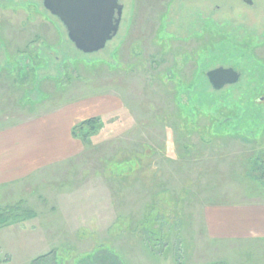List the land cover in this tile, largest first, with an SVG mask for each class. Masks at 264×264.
I'll return each mask as SVG.
<instances>
[{
	"label": "rangeland",
	"instance_id": "rangeland-1",
	"mask_svg": "<svg viewBox=\"0 0 264 264\" xmlns=\"http://www.w3.org/2000/svg\"><path fill=\"white\" fill-rule=\"evenodd\" d=\"M253 1L120 0L117 35L88 54L42 0H0V131L65 129L48 159L0 183V209L28 214L0 226V264L50 251L99 264L86 256L102 248L123 264H264L254 227L223 241L209 218L264 206V0ZM217 67L239 80L213 88ZM90 117L114 133L94 147L69 137ZM37 140L0 160L32 159Z\"/></svg>",
	"mask_w": 264,
	"mask_h": 264
},
{
	"label": "crops",
	"instance_id": "crops-1",
	"mask_svg": "<svg viewBox=\"0 0 264 264\" xmlns=\"http://www.w3.org/2000/svg\"><path fill=\"white\" fill-rule=\"evenodd\" d=\"M58 114L62 116V120L65 119L66 124L70 121H67L65 116L68 118H72L73 116V114L71 116L70 113L66 114V112ZM47 122L48 121L42 120L24 121L17 126H15V123L7 130L0 131V151L7 149L13 150V147H16L17 143H22V146L19 145V147L15 149L22 150L23 152V146L28 145V142L34 137L38 139L36 150H34V147L31 148L35 151L33 152L34 157H32V159L27 160L26 156L16 158V156L13 155L10 161H4V159H2V161L0 160V183L4 180H11L14 176L20 177V175L26 174L28 170L31 169V166L40 164L43 160L49 158L47 152L55 147L58 139L60 140V135H63L62 133L65 132V129L61 127V122L55 121L54 124H49ZM69 137L70 139H74L71 135V128ZM254 207L255 206L249 210L242 209L235 211L231 209H220L216 212H212L209 217L210 229L212 232L223 236V241H229L233 239L232 237L238 240L242 239L239 238L242 233L245 232L248 226H252L260 233L257 240L264 239V206H259L258 208ZM226 223L231 224L229 229L226 228Z\"/></svg>",
	"mask_w": 264,
	"mask_h": 264
},
{
	"label": "water",
	"instance_id": "water-1",
	"mask_svg": "<svg viewBox=\"0 0 264 264\" xmlns=\"http://www.w3.org/2000/svg\"><path fill=\"white\" fill-rule=\"evenodd\" d=\"M43 7L65 28L70 42L81 53L104 49L118 33L123 4L120 0H42ZM213 88L236 83L240 74L232 67L207 72Z\"/></svg>",
	"mask_w": 264,
	"mask_h": 264
},
{
	"label": "trees",
	"instance_id": "trees-1",
	"mask_svg": "<svg viewBox=\"0 0 264 264\" xmlns=\"http://www.w3.org/2000/svg\"><path fill=\"white\" fill-rule=\"evenodd\" d=\"M71 135L75 139H80L85 144L86 147H94V145L100 139L110 138L111 136L114 135V133H113V130L106 131L105 127L100 123V119L98 117H90V118H86L76 123L71 129ZM250 171H253V169L250 168ZM259 177L260 179L258 181L262 183V181H264V180H261V179H264L263 171H261V175H259ZM16 212H19L20 216H18ZM29 214L30 216H33V214L31 213ZM27 215L28 214L24 212V210H19L15 206L0 209V226L13 225L19 222L20 220H22L23 218H25ZM91 256H93L94 258L93 260L94 261L97 260L99 264H123L119 256L109 248L108 249L102 248L101 250L97 249V251L87 254L86 257H91ZM61 260L62 259H59L58 253L56 251H50L48 253L42 254L34 258L31 261V263L32 264H41V263L42 264H60Z\"/></svg>",
	"mask_w": 264,
	"mask_h": 264
},
{
	"label": "flooded vegetation",
	"instance_id": "flooded-vegetation-1",
	"mask_svg": "<svg viewBox=\"0 0 264 264\" xmlns=\"http://www.w3.org/2000/svg\"><path fill=\"white\" fill-rule=\"evenodd\" d=\"M240 2L247 4L249 6L253 5L254 1L253 0H239Z\"/></svg>",
	"mask_w": 264,
	"mask_h": 264
}]
</instances>
